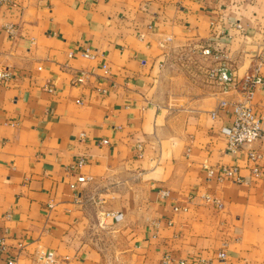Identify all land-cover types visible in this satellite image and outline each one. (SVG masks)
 <instances>
[{
    "label": "crops",
    "instance_id": "crops-1",
    "mask_svg": "<svg viewBox=\"0 0 264 264\" xmlns=\"http://www.w3.org/2000/svg\"><path fill=\"white\" fill-rule=\"evenodd\" d=\"M263 52L264 0L1 1L0 236L19 264L39 247L61 264H264V139L227 150L219 103L240 93L210 74L226 63L242 78ZM253 103L264 113L262 89ZM227 165L243 181L209 172ZM79 175L93 179L76 198Z\"/></svg>",
    "mask_w": 264,
    "mask_h": 264
},
{
    "label": "built area",
    "instance_id": "built-area-1",
    "mask_svg": "<svg viewBox=\"0 0 264 264\" xmlns=\"http://www.w3.org/2000/svg\"><path fill=\"white\" fill-rule=\"evenodd\" d=\"M3 0H0V2ZM12 34L15 33V28L10 27ZM205 54H210V49H205L203 51ZM80 53L86 58H95L96 55L91 52V50L84 49ZM71 52L69 56H73ZM264 61V52L262 53L259 62L257 63L254 71L247 74L242 78H238L230 66L223 63L221 66L211 71L212 78H215L222 88L223 93H228L236 89L240 93L239 99H221L219 107L223 109H229L232 113V120L229 126L223 128V133L227 137V150L230 153H239L246 146H251L255 141L264 139V113L257 112L254 105V97L257 89H262L264 91V75L260 73L261 64ZM103 68L108 71V65L104 64ZM12 72L7 68L0 69V84L9 82L12 79ZM84 74H79L75 81L76 83L84 82ZM101 93L105 94L108 89H100ZM215 117L216 111L212 112ZM84 133L81 134V137ZM103 143H108L107 139H103ZM249 160L252 162L251 170L253 177H260L263 170L260 164V160L263 155L261 151L257 149H250L248 151ZM86 164V158L80 157L74 164L69 166L70 170H76L81 168ZM211 174L218 175L219 179L229 178L237 182L243 181L239 176L238 166H221L216 171L209 169ZM93 179L92 176L79 175L76 182H71L70 187L76 194V198L79 197V184L86 183ZM169 191H163L162 195L167 196ZM203 199L209 204L213 205L217 209H222L224 207L223 201L211 194L202 195ZM53 207V204L50 205ZM180 209L186 210V207L175 206L174 210L179 211ZM105 217H112L115 221H120L123 218L121 212L107 211L105 212ZM9 244L4 236H0V256L5 261V264H19L18 255H13L9 250ZM218 259L221 261L226 260L227 252L221 250L217 254ZM174 262L172 255L166 253L163 256L162 264H171ZM178 264H210L203 258L199 259H180L177 261ZM31 264H61V259L56 251L52 249H46L44 247L37 248L32 257Z\"/></svg>",
    "mask_w": 264,
    "mask_h": 264
}]
</instances>
